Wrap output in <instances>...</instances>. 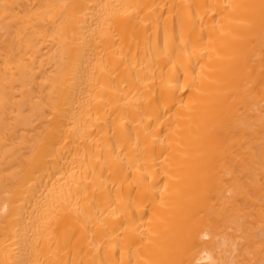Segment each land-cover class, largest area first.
Masks as SVG:
<instances>
[{"label": "bare ground", "instance_id": "6f19581e", "mask_svg": "<svg viewBox=\"0 0 264 264\" xmlns=\"http://www.w3.org/2000/svg\"><path fill=\"white\" fill-rule=\"evenodd\" d=\"M0 264H264V0H0Z\"/></svg>", "mask_w": 264, "mask_h": 264}]
</instances>
